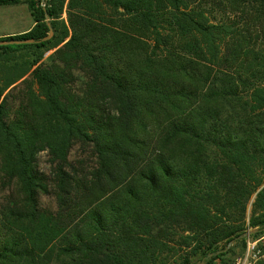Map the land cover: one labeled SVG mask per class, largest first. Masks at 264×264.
I'll return each mask as SVG.
<instances>
[{"label":"trees","instance_id":"16d2710c","mask_svg":"<svg viewBox=\"0 0 264 264\" xmlns=\"http://www.w3.org/2000/svg\"><path fill=\"white\" fill-rule=\"evenodd\" d=\"M198 1L0 0L34 22L0 38L32 42L0 46V264H225L264 233V0Z\"/></svg>","mask_w":264,"mask_h":264},{"label":"rangeland","instance_id":"374dc122","mask_svg":"<svg viewBox=\"0 0 264 264\" xmlns=\"http://www.w3.org/2000/svg\"><path fill=\"white\" fill-rule=\"evenodd\" d=\"M217 1L218 0H201V1L199 0L198 2H200L201 8H203L205 11L210 13L209 15L212 18H219L220 13L218 11ZM33 25H34L33 19L31 17L29 8L26 4L0 7V36L6 34L7 37H12V36H16L19 34H23L29 31L33 27ZM0 43H8V42H0ZM14 45H17V44H9L8 46H14ZM0 46H7V45H0ZM34 53H35L34 50H26V49L18 50L15 54L16 60H17L16 62H18L19 64L23 62H27V60L30 62L33 59ZM50 54L51 53L49 54L46 53L44 59L48 58ZM45 161H46L45 153H40L37 158L39 169L41 170L45 169L46 167ZM261 236H264V233L256 237H252V236L250 237L251 239H256ZM248 238L249 237L245 238L244 248H242L241 245L235 246V243L232 245V247L234 246L233 247L234 253L233 255H227L224 258L225 264H233L234 259L237 256H240L244 253ZM261 244H264V240L261 242ZM260 263H264V260L260 259L259 261H257L256 264H260ZM213 264H222V262L217 260Z\"/></svg>","mask_w":264,"mask_h":264},{"label":"built area","instance_id":"2783aa9c","mask_svg":"<svg viewBox=\"0 0 264 264\" xmlns=\"http://www.w3.org/2000/svg\"><path fill=\"white\" fill-rule=\"evenodd\" d=\"M42 6H45L44 2H42ZM263 240L264 236L256 239L249 237L244 253L237 256L233 264H256L260 259L264 260V244H261Z\"/></svg>","mask_w":264,"mask_h":264},{"label":"water","instance_id":"95a60500","mask_svg":"<svg viewBox=\"0 0 264 264\" xmlns=\"http://www.w3.org/2000/svg\"><path fill=\"white\" fill-rule=\"evenodd\" d=\"M46 22H47L48 27L50 28V24L48 23L47 17H46ZM52 35H53V31L50 28L49 35L44 40H49L52 37ZM25 43H32V42L31 41H29V42L14 41V42H8V43H0V45H9V44H17V45H20V44H25ZM257 232H258L257 230H253V231H248V232L244 233L243 235H240L239 237H237L234 240H232L231 242H229V244L227 245L225 251H227L228 249H230L235 242H237L239 240H242V239H245L247 237L253 236ZM211 257H212V255H209L206 259H204L199 264H205L206 260L209 259V258H211Z\"/></svg>","mask_w":264,"mask_h":264},{"label":"crops","instance_id":"0c3cea01","mask_svg":"<svg viewBox=\"0 0 264 264\" xmlns=\"http://www.w3.org/2000/svg\"><path fill=\"white\" fill-rule=\"evenodd\" d=\"M4 37H7V35H6V34H4V35H1V36H0V38H4Z\"/></svg>","mask_w":264,"mask_h":264}]
</instances>
